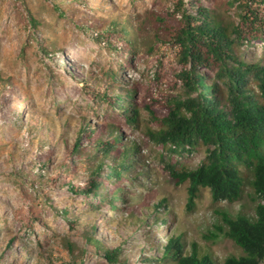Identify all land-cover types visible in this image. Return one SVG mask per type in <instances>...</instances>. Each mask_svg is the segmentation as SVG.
<instances>
[{"label":"rangeland","instance_id":"obj_1","mask_svg":"<svg viewBox=\"0 0 264 264\" xmlns=\"http://www.w3.org/2000/svg\"><path fill=\"white\" fill-rule=\"evenodd\" d=\"M198 1L225 18L236 19L239 6L264 17L263 0ZM175 4L189 11L193 3L0 0V264H79L64 248L65 238L85 249L81 264H108L96 247L85 243L84 229L103 246H120L126 264L142 254L159 258L164 234L171 231L217 262L240 254L223 235L217 211L253 216L258 200L249 184L245 182L234 202L215 203L208 189L199 188L188 209V183H176L167 166L194 169L204 160L205 147L172 152L148 136L158 129L152 111L163 114L166 104L184 98L183 87L172 75L183 68L176 60V47L159 36L155 19L172 12ZM109 16L131 31L125 39L131 46L116 34L109 37L110 46L100 41L95 27ZM251 49L254 54L243 51L247 59L264 61L258 41ZM127 88L135 89L134 98L126 102L129 110L137 111L134 123L125 120L120 108L112 110L107 100L113 93L126 98L122 89ZM108 123L117 125L119 145L133 143L136 149L138 167L130 168L135 176L121 183L124 199L130 204L129 195H135L137 209L159 223L152 218L134 223L132 209L119 201L111 210L106 185L102 195L86 197L72 190L87 185L84 166L75 156H69L71 168L61 164L77 131ZM83 147L88 146L80 138L79 148ZM163 198L165 209L153 211Z\"/></svg>","mask_w":264,"mask_h":264},{"label":"trees","instance_id":"obj_2","mask_svg":"<svg viewBox=\"0 0 264 264\" xmlns=\"http://www.w3.org/2000/svg\"><path fill=\"white\" fill-rule=\"evenodd\" d=\"M191 1L189 11L175 4L172 12L155 18L159 36L176 47V60L183 68L175 69L172 75L183 87L184 98L166 104L163 114L152 111L158 129L150 131L148 136L155 143L168 145L172 152L198 144L205 147L204 160L194 169L167 166L176 183H188V209L194 206L199 188L208 189L215 203L234 202L245 182L258 202L253 216L239 213L232 217L217 211L221 231L239 248V255L217 262L194 242H186L181 233L171 231L164 234L166 242L161 246L159 258L142 254L133 264H259L264 258V61L255 57L247 59L243 51L254 54L251 46L255 41L264 51V17L254 14L250 7L239 6L236 19L225 18L198 0ZM95 30L106 46H110L108 39L115 34L126 46L132 45L125 41L131 31L114 16L99 19ZM122 91L126 98L113 93L107 100L112 110L120 108L125 120L134 123L137 111L129 110L126 102L134 98L135 89ZM101 95L106 99L104 93ZM76 135L61 164L65 169L71 168L69 156H75L84 166L87 185L72 190L88 197L98 192L102 195L108 186L111 210L118 208L119 201L132 209L129 215L134 223L148 218L159 223L156 217L137 209L140 204L135 195H129L130 204L124 199L121 183L133 180L135 175L130 168L138 166L134 163L137 160L134 144L119 145L122 138L117 125L108 123L97 129L83 126ZM80 138L85 139L88 147L79 148ZM44 157L48 162L47 153ZM166 202L159 199L153 211L164 208ZM91 235L85 229L81 234L85 243L96 247L108 264H126L121 259L120 246H103ZM62 244L74 262L84 261L83 247L68 238Z\"/></svg>","mask_w":264,"mask_h":264}]
</instances>
